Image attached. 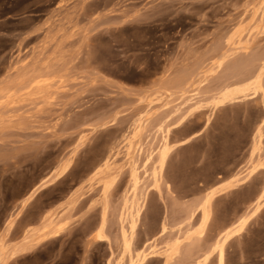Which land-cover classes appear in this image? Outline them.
Instances as JSON below:
<instances>
[{"label":"rangeland","instance_id":"1","mask_svg":"<svg viewBox=\"0 0 264 264\" xmlns=\"http://www.w3.org/2000/svg\"><path fill=\"white\" fill-rule=\"evenodd\" d=\"M263 164L264 0H0L2 264H264Z\"/></svg>","mask_w":264,"mask_h":264},{"label":"bare ground","instance_id":"2","mask_svg":"<svg viewBox=\"0 0 264 264\" xmlns=\"http://www.w3.org/2000/svg\"><path fill=\"white\" fill-rule=\"evenodd\" d=\"M24 60V59H23ZM21 62V61H20ZM23 62V61H22ZM26 62V61H25ZM241 62V61H240ZM237 64V63H236ZM235 64V65H236ZM17 65V64H16ZM24 66H26V65H24ZM198 71V70H197ZM197 71H193L194 73H196ZM188 72V71H187ZM193 72H189V74L190 73H193ZM185 74H187V73H185ZM185 74H183V75H185ZM188 74V75H189ZM180 76V78L182 79L181 81H183V77H185V76H188V75H185V76ZM195 74H193L192 76H194ZM189 77V76H188ZM187 77V78H188ZM190 77H191V75H190ZM46 80H43L42 78H38V76H37V78H34V80L29 84V86H33L34 88H39V87H41V86H44L45 84L47 85V83L49 82V79L50 78H46V77H44ZM179 78V77H178ZM178 78H177V80H175V81H178ZM179 78V79H180ZM186 79V78H185ZM184 79V80H185ZM181 81H178V82H180L181 83ZM189 81V80H188ZM179 83V85L181 86V84ZM182 83H184V81L182 82ZM187 83V82H186ZM177 84V83H176ZM175 84V86L177 87L178 86V88H180L179 87V85H176ZM48 87V86H47ZM181 87H185V85L184 84H182V86ZM30 88V87H29ZM42 88V87H41ZM178 88H175L176 90H179ZM180 90H181V88H180ZM231 96V95H230ZM223 97V96H222ZM224 97H226V96H224ZM229 98V97H228ZM221 99V98H220ZM210 100H211V98H210ZM213 100V99H212ZM222 100V99H221ZM215 101H216V99H215ZM218 101V100H217ZM220 101V100H219ZM210 102V101H209ZM226 102V101H225ZM219 105V104H218ZM216 106V105H215ZM261 135V134H260ZM259 135V136H260ZM258 136V137H259ZM263 136V135H262ZM261 138V137H260ZM263 140V139H262ZM262 140L260 139L259 140V142H257L256 144V149L257 150H261L262 151V145H263V143H262ZM256 141H258V140H256ZM163 153V152H162ZM168 154V153H167ZM162 156V154L159 156V157H161ZM165 158H166V154H164L163 156H162V160H165ZM160 159V161H161V158H159ZM163 162V161H162ZM261 162V161H260ZM262 163V162H261ZM101 165V164H100ZM102 165H103V163H102ZM162 165V164H161ZM264 165V164H263ZM262 165V166H263ZM104 166V165H103ZM105 166H106V164H105ZM108 166V165H107ZM259 166V165H258ZM101 166H99V168H100ZM257 168V167H256ZM105 169V168H104ZM98 170V169H97ZM95 172V171H94ZM100 174V173H99ZM137 190V189H136ZM137 192H138V190H137ZM216 194L215 193H213L211 196H209L206 200H205V202H204V209H208L209 207H211L210 206V204H211V202H212V200H213V197L215 196ZM206 211V212H205ZM204 212H205V214H203L204 215V217H203V221H202V227H201V230H200V232H199V235H202L203 233H204V229H205V227H206V225H207V223H208V220H209V214H208V212H207V210H204ZM203 212V213H204ZM210 213V212H209ZM202 217V216H201ZM202 219V218H201ZM191 225V224H190ZM188 230H189V226H188V228H187ZM186 229V230H187ZM186 230L184 231V232H186ZM194 231V230H193ZM192 231V232H193ZM181 232H183V230L181 231ZM184 232L182 233L183 234V238H185V234H184ZM189 233H191V232H189ZM189 233H188V235H189ZM55 233H54V231L52 230V229H50L48 226H46V227H44L43 228V233H42V235L37 239V240H34V242L36 243V244H39V243H41L42 241H44V240H47V239H49V238H51L53 235H54ZM180 234V233H179ZM181 236V235H180ZM179 236V238H177V236L175 237V238H177V240L176 241H178V239H180V238H182V236L180 237ZM186 236H187V232H186ZM195 236H197L196 234L194 235V237ZM193 237V238H194ZM192 238V239H193ZM197 238H199V236L197 237ZM196 238V239H197ZM201 238H203V236L202 237H200V239ZM191 239V240H192ZM195 239V238H194ZM193 239V240H194ZM196 239L194 240V241H191L192 243L194 242L195 243V241H196ZM32 241H33V239H31ZM181 240V239H180ZM179 240V241H180ZM183 240V239H182ZM175 241V242H176ZM174 242V241H173ZM185 242H186V239H185ZM184 242V243H185ZM199 241L197 240V243H198ZM179 243V242H178ZM181 243V242H180ZM191 243V244H192ZM193 243V244H194ZM187 244H189V246H191V248L194 246V248L193 249H195V244L193 245H190V241L187 243ZM172 245H174L173 246V248L171 249H169L170 251H171V253H170V259L171 258H176V257H178V258H180L181 256V254L180 253H182L183 251H184V249H185V247H184V249H183V246H182V249H183V251H181V246L179 245V244H176V243H172ZM183 245V244H182ZM184 245H186V243L184 244ZM187 247H186V251H185V254L187 255H184V253H182V256L184 255V256H186L187 257V259H188V263H189V260H193L194 258H195V254H197V253H195V254H193L194 252H195V250H194V252H193V250L191 251H189V250H187V248H188V245H186ZM199 246V245H198ZM223 247H224V239L223 238H220L219 240H218V242H217V244H216V246H215V249L216 250H218L219 251V253H220V257H219V260H220V262H222V260H223V256H222V254H223V251H224V249H223ZM190 248V247H189ZM190 248V249H191ZM205 249L204 248H202V251H204ZM197 252H199L198 251V249L196 250ZM201 251V250H200ZM144 252H146V251H144ZM192 252V253H191ZM202 253H207V254H209L208 253V251H206V252H201V254ZM3 254H4V251H3V248H0V264H2V259H3ZM198 255V254H197ZM203 255V254H202ZM169 256V255H168ZM180 256V257H179ZM184 256H183V258H184ZM147 255L145 254V253H141L140 255H138V258H137V260L136 261H134V259H133V262H132V264H143L144 262H146V259H147ZM196 258H199V257H197L196 256ZM201 258V257H200ZM199 258V259H200ZM202 258H204V256H202ZM201 258V259H202ZM169 259V258H168ZM200 259V260H201ZM196 259H194L192 262H194ZM199 260V261H200ZM205 260V259H204ZM198 261V262H199ZM196 262V261H195ZM194 262V263H195ZM198 262H196V264L198 263ZM193 263V264H194ZM203 262H202V260H201V264H202ZM199 264H200V262H199Z\"/></svg>","mask_w":264,"mask_h":264}]
</instances>
